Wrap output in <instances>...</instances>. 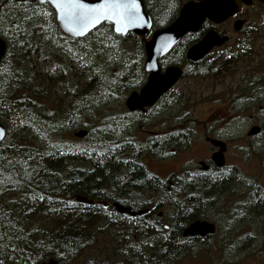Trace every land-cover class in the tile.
Instances as JSON below:
<instances>
[{"label":"trees","instance_id":"16d2710c","mask_svg":"<svg viewBox=\"0 0 264 264\" xmlns=\"http://www.w3.org/2000/svg\"><path fill=\"white\" fill-rule=\"evenodd\" d=\"M10 2L0 0V18L13 20L10 38L0 31L8 45L0 64V123L6 129L0 144V264H40L52 258L70 264L90 249L95 252L88 264H177L215 236L184 238V229L197 220L217 225L233 261L259 254L264 229L243 235L264 217V186L256 179L236 169H186L182 177L173 178L176 182L168 191L167 180L144 164L146 154L162 159L164 151L184 150L193 142L192 112L185 110L191 102L185 94L172 90L142 115L153 112L152 117L163 122L175 119L173 136L168 131L149 143L129 141L121 120L105 122L112 112H100V103L126 98L146 82L144 41L130 33L118 36L123 46L136 48L138 84L131 67L121 76L106 73L111 77L106 81L89 61L68 51L66 42L83 43L87 36L63 34L50 5L26 0L12 11ZM147 11L154 28L167 25H159ZM101 27L117 36L109 23L91 34ZM189 43L187 37L178 44L162 60L163 66H184ZM230 59L220 68L229 70L246 56ZM210 68L202 77L211 75ZM75 129H86L88 142L81 147L63 144L62 136ZM154 194L162 197V220L169 225L145 215H121L113 206L141 211L156 203ZM77 196L94 203H80Z\"/></svg>","mask_w":264,"mask_h":264},{"label":"rangeland","instance_id":"374dc122","mask_svg":"<svg viewBox=\"0 0 264 264\" xmlns=\"http://www.w3.org/2000/svg\"><path fill=\"white\" fill-rule=\"evenodd\" d=\"M25 1L12 0L9 8L12 11L18 9V5H20L18 3ZM151 1L161 2L165 0ZM171 1L172 3L167 7L153 5L152 3L149 5V9L155 15L156 22L159 25L168 24L176 19L181 7L190 0ZM2 7L4 8V6ZM238 15L240 19L246 20L251 29L245 35L243 31L241 33L234 30L233 20H227L228 22L219 25L217 30L225 32L231 40L225 47L216 49L215 52L217 53L211 54L210 60L213 61L218 58L217 56L221 55V52L234 50L238 40L252 48L251 56L242 61H236L229 70L220 68L223 62L214 61L210 68L211 75L202 78L183 77L174 86V92L185 94L186 99L191 102L190 104L187 103L185 110L192 112L190 123L193 128V138L198 142V145L190 147L194 142L193 140L188 146L190 148L177 151L173 158L166 160L146 154L143 161L152 174L163 179L172 174L170 178L172 179L182 177L186 169L195 168L196 161L203 160L207 156L205 137H200L202 131L199 129H202V126L207 129L212 125V128L215 127L225 131L223 136H229L228 142L233 145L227 159L230 164L227 169H236L246 178L256 179L264 186V107L260 108V106H264V98H262L264 95V6L255 3L249 7H242ZM171 16H173V19H171ZM6 18L8 16L0 18V31L10 38L12 33L10 25L13 20L5 21ZM110 33L107 27H101L95 33L88 35L83 43L66 42V47L73 57H83L84 60L89 61L104 80L111 79L106 73L110 76H121L125 69L131 67V75L138 78L134 79V83L138 84L140 78L137 72L140 61L137 55L134 54L136 48L126 44L123 46L120 38L118 36L113 38ZM248 36H251V40ZM246 79L253 81L251 83L252 85L255 84L256 93H250L249 90L244 88V80ZM261 92L263 93L262 96ZM127 97L115 99L112 103H100L98 107L100 112H112L110 116L106 117L105 122L108 119L121 120L120 128H122L124 136L129 141L149 143L156 136L158 138L163 137L168 131L172 130L167 128L170 122V127L173 126V129H175V119L163 122L154 119L152 117L153 112L144 117L138 114L135 116L128 115L125 108ZM250 115L253 118H250ZM253 126H259L263 132L259 136L246 140L245 138ZM77 131L75 129L63 135V144L70 147L85 145L88 142L85 137L82 139L74 137V133ZM169 151H164L163 155L166 156ZM192 173L198 172L194 169ZM153 198L155 199L154 202L158 204L162 201L160 195L154 194ZM160 211L166 214L165 207H161ZM163 225H169L168 220H164ZM263 229L264 217L251 223L245 229L243 235L250 232L258 235ZM227 243L225 236L221 232H216L209 242L200 243L195 247L196 251L193 254L183 257L177 264H213L212 257L215 264H264V236L261 238V252L259 254L252 253L235 261L227 257ZM93 252H95L94 249L87 250L70 264H88L89 258L94 254Z\"/></svg>","mask_w":264,"mask_h":264},{"label":"water","instance_id":"95a60500","mask_svg":"<svg viewBox=\"0 0 264 264\" xmlns=\"http://www.w3.org/2000/svg\"><path fill=\"white\" fill-rule=\"evenodd\" d=\"M39 4L38 0H32ZM84 3L97 4L100 0H83ZM254 2L264 6V0H190L184 4L177 18L169 25L159 28L152 32L153 20L146 10L143 0H136L138 12L141 20L134 26L125 29L124 33L118 34L114 31V25L111 22L103 21L100 24L92 26L84 33H70L59 19L57 10L52 6L55 12L56 22L63 34L73 39H82L91 34L95 29L109 23L112 25L113 32L118 36H126L129 33L144 40L146 61L145 71L148 73V80L140 89L131 92L125 101V106L129 112H145L146 109L153 107L158 100L171 90L178 81L183 77L184 70L176 65L167 67L164 71L160 68V60L165 57L185 36L199 32L200 28L206 21L212 22L214 25H220L229 18L235 16L241 11L242 6L249 7ZM244 21L239 20L234 24V29L239 31L243 26ZM150 39H146L149 34ZM228 36H220L216 30L212 29L207 32L205 37L196 45L192 46L187 52V60L198 62L208 56L215 48H219L228 43ZM7 43L0 37V64L7 53ZM261 132L259 126H253L248 132V136H258ZM88 135L86 129L78 130L74 133V137L84 138ZM6 137V129L0 123V144ZM212 145L222 146V149L212 156V160L216 167L223 168L225 166L224 151L225 144L217 140H211ZM201 165H205L202 163ZM206 166V165H205ZM77 201L80 203L92 204L91 200L77 196ZM114 207L119 214H128L131 217L141 216L148 210L139 212L131 211L130 207H126L119 203H114ZM217 226L215 223L206 220H197L191 223L183 231L184 238H201L205 239L215 235ZM40 264H59L54 258L42 262Z\"/></svg>","mask_w":264,"mask_h":264},{"label":"flooded vegetation","instance_id":"af4514ba","mask_svg":"<svg viewBox=\"0 0 264 264\" xmlns=\"http://www.w3.org/2000/svg\"><path fill=\"white\" fill-rule=\"evenodd\" d=\"M144 1V4H145V6H146V9L147 8H149V5L152 3L153 5H160V6H162V7H167V6H169L171 3H172V1L171 0H165V1H161V2H157V1H151V0H143ZM256 2H254L253 4H255ZM252 4V5H253ZM243 7V6H242ZM148 12V11H147ZM239 14V13H238ZM238 14H236L235 16H233V17H231V18H229L228 20H233V27H234V24H235V22L236 21H239V20H243V19H240L239 18V15ZM151 16V15H150ZM244 21V23H243V26H242V28L239 30V31H236L235 29V31L236 32H241V31H243V33L245 34V35H247L246 34V32L249 30V29H251V28H249V26H248V24H247V22H246V20H243ZM172 22V21H171ZM170 22V23H171ZM226 22V21H225ZM228 22V21H227ZM170 23H168V24H170ZM167 24V25H168ZM212 24V25H211ZM223 24V23H222ZM221 25V24H220ZM219 25H214L212 22H210V21H206L203 25H202V27L200 28V30H199V32H197V33H194V34H188L185 38L187 39V37L190 39V43L188 44V46H186V51H185V58H186V61H185V64H184V66H181L183 69H184V72H185V75H186V77H190V78H192V77H201L202 78V74L206 71V68H209V65L210 64H213L214 63V61H220V62H226L227 60H228V58L230 59L231 57H233L234 55H239V54H241V53H243L244 54V56H246V57H250L251 56V47H248L247 46V44L246 43H242V42H239V40L237 41V43H236V45H235V47H234V50H232V51H226V52H221V55L219 54L217 57L218 58H216L215 60H210V56H212L213 55V53L215 54V53H217V52H215V50L216 49H219V48H223V47H225L229 42H230V36H229V41H228V43H226L224 46H222V47H219V48H215L208 56H206L203 60H200V61H198V62H192V61H189V60H187V52L189 51V49L192 47V46H194V45H196L198 42H200V40H202L204 37H205V35L207 34V32L209 31V30H212V29H214V30H216V32L220 35V36H227L226 35V33L225 32H219L218 30H217V27H218ZM242 33V32H241ZM249 37V40H251V36H248ZM185 38L183 39V40H181L178 44L180 45L182 42H185ZM146 39H149V37H147ZM212 54V55H211ZM144 60H143V69H144V72H145V61H146V53H145V49H144ZM166 57V56H165ZM164 57V58H165ZM163 58V59H164ZM162 59V60H163ZM222 59H224V60H222ZM162 60L160 61V63H159V65H160V68L162 69V71H164L167 67H169V66H166V67H164L163 66V64H162ZM170 66H173V65H170ZM145 74H146V81H147V79H148V73L147 72H145ZM251 82H253V81H249V79H246V80H244V88H246L247 90H250V93H256V91H257V89L255 88V84L254 85H252V83ZM256 83V82H255ZM248 87V88H247ZM263 95V93L261 92V96ZM165 96V95H164ZM244 96V95H243ZM245 96H246V94H245ZM164 98V97H163ZM163 98H160V100L161 99H163ZM262 98H264V95L262 96ZM159 100V101H160ZM158 101V102H159ZM264 106H260V108L262 109ZM150 110V109H149ZM149 110H147V111H149ZM147 111L145 112V113H136V114H138V115H144V114H146L147 113ZM250 118H253V116H251L250 115ZM252 120V119H251ZM174 125V124H173ZM171 134H172V136H173V134H174V131H175V129H173V126L171 127ZM199 130H201L202 131V134L200 135V137H205V145L207 146V156L203 159V160H198V161H196V164H195V168H192L191 170H190V172H193L194 171V169L197 171V172H208V171H210V170H212V169H215V168H217L216 167V165L214 164V162H213V160H212V156L216 153V152H218V151H220L221 149H222V146H214V145H212V143H211V140H217V141H220V142H223L224 144H225V151H224V159H225V166H224V168H229V166H230V164H229V162H228V156H229V153H230V149H231V147L233 146V145H231L230 144V142H228V140H229V136L227 137V136H223L224 134H223V132H225V131H222V130H219V129H217V128H215V127H213L212 128V125H210V128H207V129H205L204 128V126H202V129H199ZM262 129H261V132H260V134L259 135H261L262 134ZM212 135V136H211ZM258 135V136H259ZM241 137V136H240ZM241 138H243V137H241ZM251 138H253L252 136H248L247 135V137L245 138L246 140H249V139H251ZM201 142H204V141H201ZM195 145H198V142H196L195 140H194V142H193V144L190 146V147H193V146H195ZM190 147H187L185 150H187L188 148H190ZM168 154L165 156V157H163L162 159H164V160H166V159H168V158H173V155H175L176 153H177V151L176 150H174V149H170V151L169 152H167ZM202 163H204L205 165H201ZM218 169V168H217ZM171 176H172V174H171ZM171 176L170 175H168L166 178H165V180H167V189H168V191H170V188L172 187V186H174V184H175V182H176V180L175 179H170L171 178ZM153 199V201H155V199L154 198H152ZM88 200V199H87ZM92 201V200H91ZM94 202L92 201V204H93ZM90 204V203H89ZM91 204V205H92ZM124 206H126V207H130V206H127V205H124ZM131 208V211H134L133 210V208L132 207H130ZM147 210H148V212L146 213V214H143V215H145L146 217H147V219H149V221H156L157 223H159L160 222V220H162L163 218H164V215L162 214L163 212L162 211H160L161 210V206H160V204H158V203H154V204H152V205H150L148 208H147ZM134 212H138V211H134ZM124 215H127L128 216V214H124ZM130 217V216H129ZM137 217H141V216H136V217H131V218H137ZM166 230H167V226H166Z\"/></svg>","mask_w":264,"mask_h":264},{"label":"snow or ice","instance_id":"6c2138e0","mask_svg":"<svg viewBox=\"0 0 264 264\" xmlns=\"http://www.w3.org/2000/svg\"><path fill=\"white\" fill-rule=\"evenodd\" d=\"M48 2L57 10L64 28L70 33H84L103 21L111 22L114 31L123 34L125 29L136 25L141 17L136 0H100L97 4L83 0H38Z\"/></svg>","mask_w":264,"mask_h":264},{"label":"bare ground","instance_id":"6f19581e","mask_svg":"<svg viewBox=\"0 0 264 264\" xmlns=\"http://www.w3.org/2000/svg\"><path fill=\"white\" fill-rule=\"evenodd\" d=\"M16 1V0H15ZM24 1V0H23ZM21 3V2H20ZM1 10V9H0ZM10 56H11V54H10ZM58 123V122H57ZM24 130V129H23Z\"/></svg>","mask_w":264,"mask_h":264}]
</instances>
